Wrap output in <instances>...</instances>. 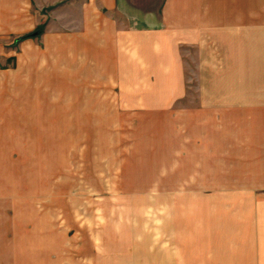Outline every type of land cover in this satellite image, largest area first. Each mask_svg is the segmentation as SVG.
<instances>
[{"label": "rangeland", "instance_id": "rangeland-1", "mask_svg": "<svg viewBox=\"0 0 264 264\" xmlns=\"http://www.w3.org/2000/svg\"><path fill=\"white\" fill-rule=\"evenodd\" d=\"M27 34L3 33L4 72L41 52L21 50ZM208 38L181 47L180 96L169 62L137 61L135 80L66 81V100L47 94L63 70L39 69L55 80L31 95L3 76V264L264 263V37Z\"/></svg>", "mask_w": 264, "mask_h": 264}, {"label": "crops", "instance_id": "crops-1", "mask_svg": "<svg viewBox=\"0 0 264 264\" xmlns=\"http://www.w3.org/2000/svg\"><path fill=\"white\" fill-rule=\"evenodd\" d=\"M263 7L264 0H0L1 48L3 33L30 34L39 27L43 15L49 14L44 31L20 44L21 50L25 43L26 48L40 46L41 52H19L14 72L3 71L0 52V94L3 95V76L15 77L16 94L31 95L42 93L30 86L38 79H46L48 85L55 80L53 73L45 76L41 71L63 70L62 77L57 75L63 85L49 87L47 94L66 100L67 95L73 94L66 81L87 87L102 86L109 78L135 80L137 61H154L171 63V71L179 77L175 94L180 96L184 92L181 47L201 44L207 35L212 41L222 39L213 45L247 47L249 38L264 37ZM249 12L261 20L249 25ZM37 58L50 65L37 67ZM73 63L78 66L73 67ZM75 93L87 95L88 91ZM0 126L3 127V118Z\"/></svg>", "mask_w": 264, "mask_h": 264}, {"label": "trees", "instance_id": "trees-1", "mask_svg": "<svg viewBox=\"0 0 264 264\" xmlns=\"http://www.w3.org/2000/svg\"><path fill=\"white\" fill-rule=\"evenodd\" d=\"M29 36H30V34H27V35L21 36L19 39H24V38H27Z\"/></svg>", "mask_w": 264, "mask_h": 264}, {"label": "water", "instance_id": "water-1", "mask_svg": "<svg viewBox=\"0 0 264 264\" xmlns=\"http://www.w3.org/2000/svg\"><path fill=\"white\" fill-rule=\"evenodd\" d=\"M40 33V30H36L35 32L32 33V35H37Z\"/></svg>", "mask_w": 264, "mask_h": 264}]
</instances>
